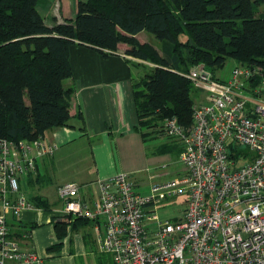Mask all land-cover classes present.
<instances>
[{
	"label": "built area",
	"instance_id": "2783aa9c",
	"mask_svg": "<svg viewBox=\"0 0 264 264\" xmlns=\"http://www.w3.org/2000/svg\"><path fill=\"white\" fill-rule=\"evenodd\" d=\"M187 77L204 102L191 126L168 117L161 134L180 144V173L143 194L121 171L97 180L92 200L65 182L57 187L63 212L96 222L97 247L113 264H264V69L236 63L221 79L200 62ZM56 148L43 136L0 137V264H44L25 244L31 232L17 234L11 218L35 207L23 182ZM169 198L185 202L175 221L159 214Z\"/></svg>",
	"mask_w": 264,
	"mask_h": 264
},
{
	"label": "trees",
	"instance_id": "16d2710c",
	"mask_svg": "<svg viewBox=\"0 0 264 264\" xmlns=\"http://www.w3.org/2000/svg\"><path fill=\"white\" fill-rule=\"evenodd\" d=\"M38 4L0 0V137L32 140L68 124L73 90L65 80L73 74L76 43L105 55L126 44L128 55L154 64L134 85L146 136L161 135L168 117L192 125L196 100L187 73L194 65L203 62L215 73L232 59L264 69V16L257 10L264 0H77L74 17L52 26ZM142 31L165 41L163 52L142 42ZM33 200L48 207L39 195ZM54 222L58 237L66 236L69 221ZM35 227L17 223L15 230L22 235Z\"/></svg>",
	"mask_w": 264,
	"mask_h": 264
},
{
	"label": "crops",
	"instance_id": "0c3cea01",
	"mask_svg": "<svg viewBox=\"0 0 264 264\" xmlns=\"http://www.w3.org/2000/svg\"><path fill=\"white\" fill-rule=\"evenodd\" d=\"M76 4L77 0H48L45 14L42 15L50 26L62 23L66 18L74 17ZM144 32L137 34V37L142 42L150 41L142 37ZM126 50L127 45L120 44L117 51L105 55L88 45L76 43L71 46L73 74L65 80L66 87L73 90L70 100L71 118L68 124L45 133V141L57 146L55 153L40 159L38 174L24 180L22 185L23 190L27 185L32 186V189L34 187L31 192L34 195L28 197L31 202H34L35 195H39L47 200L48 207L34 204V208L22 211L20 222L14 223L15 227L17 223H21L22 227L36 225L25 244L36 248L44 257V264H60L63 258L71 257L73 250L78 254L86 253L97 245L98 235L96 222L76 221L77 218L64 214L58 201L50 198L51 191L39 187V180L47 164L54 161L57 164L61 157L73 153L75 155L79 151L78 147L83 146L82 152L86 151L91 160L89 174L81 183L70 177L60 179L57 187L65 182H79L84 189L92 185L95 189L97 180L108 179L121 171L129 173L130 178L134 177L139 169L138 163L142 160L138 158H148V137L138 126L134 85L152 71L154 64L128 55ZM171 144L176 143L173 140ZM165 151L171 152L170 149ZM42 190L44 194H41ZM54 191L57 194V188ZM94 192L97 193L95 190L85 191L83 195L92 200L96 198ZM54 218L68 220L70 223L63 238L58 237Z\"/></svg>",
	"mask_w": 264,
	"mask_h": 264
},
{
	"label": "rangeland",
	"instance_id": "374dc122",
	"mask_svg": "<svg viewBox=\"0 0 264 264\" xmlns=\"http://www.w3.org/2000/svg\"><path fill=\"white\" fill-rule=\"evenodd\" d=\"M47 2L48 0H39L38 6L42 14H45ZM74 9L76 8L74 7ZM257 10L258 14L264 16V5L259 6ZM142 37L146 40H150L160 51L163 52L166 43L165 41L159 40L154 34L148 31H145ZM235 64V61L230 59L226 62L223 68L216 70L215 74L221 79H227ZM193 95L196 102H204L203 99L205 95L195 88H193ZM147 137L148 140L146 145L149 150L148 158L143 159L144 156L138 158L142 159L138 163L139 166L137 169H139L134 174V177H131L132 182L135 184V190L143 194L149 193L151 186L154 183L167 181L177 176L182 169V165L179 162V143H177L176 146L175 144L172 145L171 143L173 139L167 135H155L151 137L150 135H147ZM78 148L79 151H77L75 155L73 153L66 157H61L62 159L57 164L55 161L49 162L47 168L43 170L41 179L39 180V187L48 188L51 191L50 198L58 201L57 204L62 207L63 202L58 199V196L54 191L55 188H57L60 179L70 177L72 180L81 183L89 174L88 168L91 165V160L87 157L88 153L86 151L85 153L82 152L83 146ZM85 148L87 147L85 146ZM167 148L170 149L171 152L166 153L165 149L168 150ZM91 187L85 189L82 188V191H96V188L94 189L93 185ZM33 189L32 186L28 185L24 187V190L26 191L25 193L28 197L34 195L31 193L33 192ZM40 192L41 194H44L45 191L42 190ZM94 194L96 195L97 193L94 192ZM166 203L167 206L164 209L159 210V214L162 218H170L172 221H175L176 218L181 217L185 208L183 198H169ZM90 239H92V237H90ZM63 259L60 264H113L111 254L100 252L97 245L83 254H78L76 250H73L71 257ZM49 260L51 259H47V261Z\"/></svg>",
	"mask_w": 264,
	"mask_h": 264
}]
</instances>
